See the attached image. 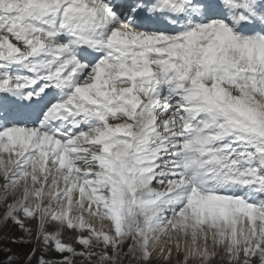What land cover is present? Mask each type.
<instances>
[{
	"label": "snow or ice",
	"instance_id": "snow-or-ice-1",
	"mask_svg": "<svg viewBox=\"0 0 264 264\" xmlns=\"http://www.w3.org/2000/svg\"><path fill=\"white\" fill-rule=\"evenodd\" d=\"M0 264H264V0H0Z\"/></svg>",
	"mask_w": 264,
	"mask_h": 264
},
{
	"label": "rangeland",
	"instance_id": "rangeland-1",
	"mask_svg": "<svg viewBox=\"0 0 264 264\" xmlns=\"http://www.w3.org/2000/svg\"><path fill=\"white\" fill-rule=\"evenodd\" d=\"M0 212H2V206H0Z\"/></svg>",
	"mask_w": 264,
	"mask_h": 264
}]
</instances>
